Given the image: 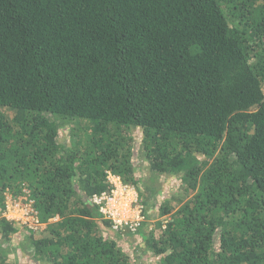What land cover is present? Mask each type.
Wrapping results in <instances>:
<instances>
[{
    "label": "trees",
    "instance_id": "1",
    "mask_svg": "<svg viewBox=\"0 0 264 264\" xmlns=\"http://www.w3.org/2000/svg\"><path fill=\"white\" fill-rule=\"evenodd\" d=\"M0 264H264V0H0Z\"/></svg>",
    "mask_w": 264,
    "mask_h": 264
},
{
    "label": "built area",
    "instance_id": "2",
    "mask_svg": "<svg viewBox=\"0 0 264 264\" xmlns=\"http://www.w3.org/2000/svg\"><path fill=\"white\" fill-rule=\"evenodd\" d=\"M106 177L111 185L109 186L110 192L105 191L93 197V201L99 205L101 216L111 221V227L114 230H121L122 233L137 230L148 219L139 203L136 190L133 186L123 183L120 177L111 171L107 172ZM31 203L26 195L15 197L6 192L1 216L25 225L28 229L37 230V228L44 226V223L40 222L35 215ZM166 221L165 218L159 220L162 228L165 227Z\"/></svg>",
    "mask_w": 264,
    "mask_h": 264
},
{
    "label": "rangeland",
    "instance_id": "3",
    "mask_svg": "<svg viewBox=\"0 0 264 264\" xmlns=\"http://www.w3.org/2000/svg\"><path fill=\"white\" fill-rule=\"evenodd\" d=\"M142 171V170H141ZM143 183L145 184V185H147V186H149V187H151L152 189H156L155 191H157V192H162V190H163V187H164V182L162 181V180H157V179H155V180H152V179H150V178H146V177H144L143 178ZM171 191L173 192L174 190H176L178 187H179V185H178V183L176 182H174V184H172L171 185ZM180 188V187H179ZM6 200V199H5ZM50 221H52V219L50 220ZM137 254V253H136ZM140 259H143V257L140 255Z\"/></svg>",
    "mask_w": 264,
    "mask_h": 264
},
{
    "label": "clouds",
    "instance_id": "4",
    "mask_svg": "<svg viewBox=\"0 0 264 264\" xmlns=\"http://www.w3.org/2000/svg\"><path fill=\"white\" fill-rule=\"evenodd\" d=\"M164 218H167L166 216H164V217H155V218H151L150 217V219H148L147 221H145V222H143V223H146L147 224V226H146V228L147 227H158V226H160V224H157V223H159V220L161 221L162 219H164ZM152 225V226H151ZM161 227V226H160ZM162 228V227H161Z\"/></svg>",
    "mask_w": 264,
    "mask_h": 264
}]
</instances>
